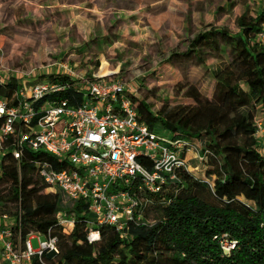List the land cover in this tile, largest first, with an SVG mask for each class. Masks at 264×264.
Instances as JSON below:
<instances>
[{
  "label": "trees",
  "instance_id": "1",
  "mask_svg": "<svg viewBox=\"0 0 264 264\" xmlns=\"http://www.w3.org/2000/svg\"><path fill=\"white\" fill-rule=\"evenodd\" d=\"M147 3L140 0V6ZM235 23L237 33L210 25L189 45L201 65L205 66V55L223 58L218 65L206 67L213 80L210 97L193 87L185 97L198 104L169 107L165 103L156 111L131 97L141 123L197 150L195 143H200L202 154L201 162L188 160L198 165L179 173L169 203L154 207L157 220L150 228H132L124 238L112 227L102 226L97 228L99 240L88 243L86 206L66 202L58 191L46 193L48 188L38 177L37 162L56 166L61 162L25 146L18 160L11 146H5L0 160V207L1 218L12 216L13 241L18 236L24 243L34 233L57 239L58 253L44 254V263L33 258L32 264H264V158L254 136L257 112L264 114V46L256 41L264 30V14L253 18L244 13ZM217 44H223L219 53ZM42 76L59 85L72 82L62 74ZM19 89L12 76L0 80V98L8 107L15 105ZM48 100L79 105L84 97L71 88ZM229 156L239 160L240 175L229 166ZM59 212L75 218L68 234L58 225ZM224 244L232 248L225 251Z\"/></svg>",
  "mask_w": 264,
  "mask_h": 264
},
{
  "label": "built area",
  "instance_id": "2",
  "mask_svg": "<svg viewBox=\"0 0 264 264\" xmlns=\"http://www.w3.org/2000/svg\"><path fill=\"white\" fill-rule=\"evenodd\" d=\"M256 41L264 46V30ZM54 74L65 75L72 82L59 85L43 78L26 85L18 81L15 105L8 107L0 98V160L9 144L15 159H20V149L25 146L61 162L58 166L37 162L38 177L66 202L86 206L90 244L99 240L97 228L102 226L112 227L124 238L132 228L147 227L144 221L155 213L154 207L171 200L179 173L190 170L186 152L195 151L202 161L198 150L141 123L133 95L121 84L96 76L79 77L68 65ZM71 88L82 92L81 104L48 100ZM254 128L258 152L264 158V114L255 117ZM56 218L65 234L72 231L74 217L59 212ZM2 219L6 222L7 217ZM34 237L43 239L38 250L30 244ZM0 245L5 264H32L33 258L44 263V254L58 253L57 239L49 233L31 234L18 245L6 225L0 227ZM231 248L224 244L225 251Z\"/></svg>",
  "mask_w": 264,
  "mask_h": 264
},
{
  "label": "rangeland",
  "instance_id": "3",
  "mask_svg": "<svg viewBox=\"0 0 264 264\" xmlns=\"http://www.w3.org/2000/svg\"><path fill=\"white\" fill-rule=\"evenodd\" d=\"M149 2L143 8L141 7L139 17L132 20L134 26L130 25L129 31L111 28L109 33L114 45L110 47V50L77 56L74 49L83 47L86 39L84 35L78 36L75 31L74 34L69 31L70 36L63 49L66 53L62 59L57 57V48L50 46L46 59H30L24 67L19 64L16 68H11L8 65L7 68L10 71H6L4 76H11L14 71L13 75L17 76L19 82L30 85V81L34 79H43L41 76L43 70L54 68L55 64L65 63L79 77L96 76L121 84L131 92L134 98L150 104L152 111L158 110L165 103L169 107L176 104H198V101L186 98L185 95L190 88L195 87L202 96L210 97L213 91V80L206 72V67L212 68L218 65L223 58H216L214 54L205 55L202 58L205 66L201 65L194 53L189 51L191 40L209 29L210 25L219 30L237 33L239 30L235 19L243 10L242 5L239 8H230L233 4L231 0H163L157 4H152L153 0ZM248 6L254 16L259 14L260 8L256 5V1H250ZM112 17H103L101 22L107 25L112 22L109 26H113L119 18ZM75 41L77 44L73 45ZM221 48L223 44H217V53ZM103 63L107 64L108 74L106 75L100 74ZM0 76L3 75L0 74ZM33 76L36 77L33 78ZM257 113L258 116H263L261 111ZM195 144L200 150V143ZM191 154L192 151L186 152L185 159H188ZM193 154L197 156L195 151ZM227 162L236 175L241 174L238 159L229 156ZM188 165L194 167L198 165V162ZM199 169H202L201 166ZM47 192H54V190L48 189ZM3 211L0 207L2 227ZM11 217L9 215L5 223L12 229ZM155 220H157L156 214L146 218L144 222L147 223V228L153 226ZM14 241L20 244L18 236L14 238ZM39 241L43 239L38 240L34 237L30 240L33 250H38ZM2 255L0 245V264H5Z\"/></svg>",
  "mask_w": 264,
  "mask_h": 264
},
{
  "label": "crops",
  "instance_id": "4",
  "mask_svg": "<svg viewBox=\"0 0 264 264\" xmlns=\"http://www.w3.org/2000/svg\"><path fill=\"white\" fill-rule=\"evenodd\" d=\"M231 1L230 8L242 5L239 16L247 13L255 18L264 14V0H254L260 8L257 16L248 8L253 0ZM141 7L144 6H140V0H0V74L3 75L0 80L5 78L8 65L11 68L19 64L24 67L30 59H46L50 46L57 48V57L62 59L69 31L73 34L75 31L78 36L84 35L86 39L83 47L74 49L77 56L110 50L114 45L109 33L111 28L129 31L130 25L134 26L132 20L139 17ZM109 16L119 18L115 25L101 22L103 17ZM99 43L101 48H98ZM64 65L67 64H55L54 68L43 70V74L57 73ZM195 158L192 153L187 160ZM5 225L4 221L3 227Z\"/></svg>",
  "mask_w": 264,
  "mask_h": 264
},
{
  "label": "bare ground",
  "instance_id": "5",
  "mask_svg": "<svg viewBox=\"0 0 264 264\" xmlns=\"http://www.w3.org/2000/svg\"><path fill=\"white\" fill-rule=\"evenodd\" d=\"M100 74H101V75H106V74H108V71H107V64H106V63H103V64H102V68H101Z\"/></svg>",
  "mask_w": 264,
  "mask_h": 264
}]
</instances>
